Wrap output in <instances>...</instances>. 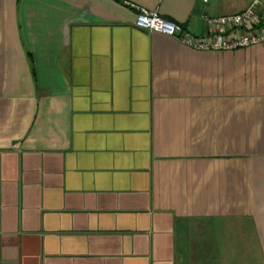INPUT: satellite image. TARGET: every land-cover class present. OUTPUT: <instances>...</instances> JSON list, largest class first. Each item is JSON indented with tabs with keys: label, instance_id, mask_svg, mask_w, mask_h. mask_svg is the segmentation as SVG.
<instances>
[{
	"label": "crops",
	"instance_id": "obj_1",
	"mask_svg": "<svg viewBox=\"0 0 264 264\" xmlns=\"http://www.w3.org/2000/svg\"><path fill=\"white\" fill-rule=\"evenodd\" d=\"M253 0H0V264H264V43L195 50Z\"/></svg>",
	"mask_w": 264,
	"mask_h": 264
},
{
	"label": "built area",
	"instance_id": "obj_2",
	"mask_svg": "<svg viewBox=\"0 0 264 264\" xmlns=\"http://www.w3.org/2000/svg\"><path fill=\"white\" fill-rule=\"evenodd\" d=\"M134 25L149 32L174 36L195 50H235L264 43V0H253L243 11L222 16H205L210 31L196 34L182 24L163 17L158 10L137 7Z\"/></svg>",
	"mask_w": 264,
	"mask_h": 264
}]
</instances>
